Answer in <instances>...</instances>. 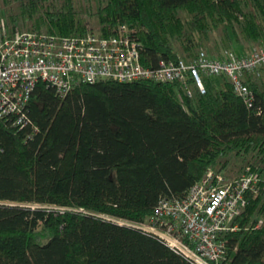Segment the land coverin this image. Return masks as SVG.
<instances>
[{
  "label": "trees",
  "instance_id": "obj_1",
  "mask_svg": "<svg viewBox=\"0 0 264 264\" xmlns=\"http://www.w3.org/2000/svg\"><path fill=\"white\" fill-rule=\"evenodd\" d=\"M1 20L10 34L126 25L146 67L264 45V0H0ZM201 81L189 95L177 81L78 80L61 96L38 80L22 123L0 117V264H195L137 224L233 160L259 190L221 234L222 264H264V67L245 74L250 105L224 75Z\"/></svg>",
  "mask_w": 264,
  "mask_h": 264
},
{
  "label": "built area",
  "instance_id": "obj_2",
  "mask_svg": "<svg viewBox=\"0 0 264 264\" xmlns=\"http://www.w3.org/2000/svg\"><path fill=\"white\" fill-rule=\"evenodd\" d=\"M262 67L264 45L243 55L229 51L222 58L212 57L201 49L189 61L160 58L156 67H146L140 61V45L126 25H119L109 36L94 30L68 36L42 29L10 34L1 20L0 117L14 114L16 122L22 123V110L38 80L53 86L61 96L78 80L105 79L177 81L190 95V80L203 93V75H224L235 94L250 105L252 97L244 81L245 74L258 73ZM258 185L259 178L250 168L233 179L210 168L185 198H160L153 215L137 226L195 264H222L226 247L220 236L237 229L235 218L246 204L245 193L257 192Z\"/></svg>",
  "mask_w": 264,
  "mask_h": 264
},
{
  "label": "rangeland",
  "instance_id": "obj_3",
  "mask_svg": "<svg viewBox=\"0 0 264 264\" xmlns=\"http://www.w3.org/2000/svg\"><path fill=\"white\" fill-rule=\"evenodd\" d=\"M89 25L92 27V29L94 31H97L98 30V25L96 24L95 21L90 20V24ZM253 48H257V47H250V48L247 47V48L243 49L242 52L245 53V54H248V53H250L253 50ZM232 49H233V51H237L239 48L234 43L233 46H232ZM240 164H241V162L239 160L230 161L226 165V167L224 169H222V171H220V172H222L225 175V177H227V178L234 177L238 173L237 171H238V169L240 167ZM218 167H219V165H217L216 168H218ZM216 168H214V169L217 170ZM235 177H237V176H235Z\"/></svg>",
  "mask_w": 264,
  "mask_h": 264
},
{
  "label": "crops",
  "instance_id": "obj_4",
  "mask_svg": "<svg viewBox=\"0 0 264 264\" xmlns=\"http://www.w3.org/2000/svg\"><path fill=\"white\" fill-rule=\"evenodd\" d=\"M245 54V53H244Z\"/></svg>",
  "mask_w": 264,
  "mask_h": 264
}]
</instances>
